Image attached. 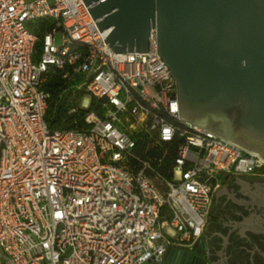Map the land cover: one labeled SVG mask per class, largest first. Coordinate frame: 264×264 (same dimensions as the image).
Here are the masks:
<instances>
[{
  "label": "built area",
  "instance_id": "2783aa9c",
  "mask_svg": "<svg viewBox=\"0 0 264 264\" xmlns=\"http://www.w3.org/2000/svg\"><path fill=\"white\" fill-rule=\"evenodd\" d=\"M88 7L0 0V264L206 256L217 188L264 161L179 117L154 30L148 52H114ZM54 92L71 128L48 126Z\"/></svg>",
  "mask_w": 264,
  "mask_h": 264
},
{
  "label": "water",
  "instance_id": "95a60500",
  "mask_svg": "<svg viewBox=\"0 0 264 264\" xmlns=\"http://www.w3.org/2000/svg\"><path fill=\"white\" fill-rule=\"evenodd\" d=\"M83 2L114 52H148L154 30L179 117L264 161V0Z\"/></svg>",
  "mask_w": 264,
  "mask_h": 264
},
{
  "label": "flooded vegetation",
  "instance_id": "af4514ba",
  "mask_svg": "<svg viewBox=\"0 0 264 264\" xmlns=\"http://www.w3.org/2000/svg\"><path fill=\"white\" fill-rule=\"evenodd\" d=\"M228 176L217 188L204 236L206 256L173 264H264V171Z\"/></svg>",
  "mask_w": 264,
  "mask_h": 264
},
{
  "label": "trees",
  "instance_id": "16d2710c",
  "mask_svg": "<svg viewBox=\"0 0 264 264\" xmlns=\"http://www.w3.org/2000/svg\"><path fill=\"white\" fill-rule=\"evenodd\" d=\"M55 85V83L50 82L45 85V88L53 91ZM57 95V92L53 93V102L46 112L48 126L52 129L71 128L75 115H68L66 113L67 107L71 105L70 98L65 96L59 99Z\"/></svg>",
  "mask_w": 264,
  "mask_h": 264
},
{
  "label": "rangeland",
  "instance_id": "374dc122",
  "mask_svg": "<svg viewBox=\"0 0 264 264\" xmlns=\"http://www.w3.org/2000/svg\"><path fill=\"white\" fill-rule=\"evenodd\" d=\"M57 42H59V39L57 38ZM72 94H69L68 96H71ZM58 96V98L60 99V95H57ZM65 96H67V94L66 93H64V94H62V97H65Z\"/></svg>",
  "mask_w": 264,
  "mask_h": 264
}]
</instances>
